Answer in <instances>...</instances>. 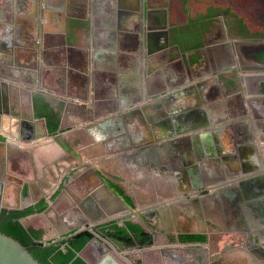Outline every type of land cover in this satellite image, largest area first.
<instances>
[{"label": "crops", "instance_id": "obj_1", "mask_svg": "<svg viewBox=\"0 0 264 264\" xmlns=\"http://www.w3.org/2000/svg\"><path fill=\"white\" fill-rule=\"evenodd\" d=\"M215 2L0 0V208L45 200L53 240L130 219L153 234H95L103 264H264V36ZM180 230L243 238L212 258Z\"/></svg>", "mask_w": 264, "mask_h": 264}, {"label": "trees", "instance_id": "obj_2", "mask_svg": "<svg viewBox=\"0 0 264 264\" xmlns=\"http://www.w3.org/2000/svg\"><path fill=\"white\" fill-rule=\"evenodd\" d=\"M224 9L231 11V8H227V6H224ZM234 13L235 12H232L231 14ZM255 20L253 26L258 27V31H262L263 29L259 27V23H256ZM239 21L242 27L243 24L245 26L247 24H249V26L252 25V22L246 19L245 12L243 17H240ZM236 27H239L238 24ZM261 34L264 36V32ZM35 111L38 116H44L47 119L50 131L54 132L59 128V114L54 112L42 97H37L35 99ZM46 207L47 202L41 200L24 209L2 208L0 211V231L25 245L33 257L41 264L96 263L99 259V253L101 254L103 251L93 245L92 242L96 236L95 232L92 230L86 229L69 238L50 243L53 239L48 238L50 232L46 228V220L42 216H36V214L41 213ZM95 231L101 234L103 238L111 240L121 249L150 245L154 241L153 234L148 231L146 227L133 222L131 219L127 220L125 224L112 222L110 224L97 226ZM171 238L172 240L177 239L176 236L172 235ZM242 238V236L230 233L212 235L210 237L205 234L184 233L179 235L181 241H209L212 249V258L238 245L242 241ZM78 253H80V255H77ZM154 257L155 256L151 254L148 258L151 259ZM132 258L135 263L142 264L140 256L134 255Z\"/></svg>", "mask_w": 264, "mask_h": 264}, {"label": "water", "instance_id": "obj_3", "mask_svg": "<svg viewBox=\"0 0 264 264\" xmlns=\"http://www.w3.org/2000/svg\"><path fill=\"white\" fill-rule=\"evenodd\" d=\"M164 38L168 39L169 37L165 35ZM181 138L182 137H179V140L182 143H190L189 134H186L185 139H183V138L181 139ZM185 140H187V141H185ZM189 147H191V144L189 145ZM2 180L3 179H0V194L2 193V191L4 192V189L6 187V186L2 187L3 186V182H1ZM0 211H1V208H0ZM115 220H123V219L122 218H116ZM122 223L125 224V221H122ZM96 227L97 226H95V225H89L86 227L79 228L76 231L70 233L66 238H69L73 235H76L79 232L86 230V229L92 230L95 232V234H97L98 232L95 231ZM98 235L101 238L103 237L99 233H98ZM106 240L111 244L113 243L109 239H106ZM58 241H60V240L55 239V240L51 241L50 243H54V242H58ZM45 242H47V241H45ZM77 255H80V253H78ZM110 259L115 261V259L112 257L108 258V256H102L101 255L99 260L94 264H103V262H105L106 260H110ZM0 264H41V263L33 257V255L28 251V249L25 245L21 244L15 238L7 236L0 231Z\"/></svg>", "mask_w": 264, "mask_h": 264}, {"label": "rangeland", "instance_id": "obj_4", "mask_svg": "<svg viewBox=\"0 0 264 264\" xmlns=\"http://www.w3.org/2000/svg\"><path fill=\"white\" fill-rule=\"evenodd\" d=\"M229 2H231L230 5L232 4V8L236 10L239 17H243L245 12L246 19L252 22V25H254V20L256 19V23H259V27L263 29L262 31H258V33L264 31V0H217L214 6L216 4L228 6ZM232 27H234V31H237L234 23Z\"/></svg>", "mask_w": 264, "mask_h": 264}, {"label": "flooded vegetation", "instance_id": "obj_5", "mask_svg": "<svg viewBox=\"0 0 264 264\" xmlns=\"http://www.w3.org/2000/svg\"><path fill=\"white\" fill-rule=\"evenodd\" d=\"M4 100L6 101V98H5ZM109 224H110V223H109ZM180 234H184L183 230H180L179 233H177V234H169L168 237H169L170 240H172V238H171V235H172V236H176L177 239H179V235H180ZM153 239H154V238H153ZM179 240H180V239H179ZM172 241H175V240H172ZM153 242H154V241H153ZM150 245H151V244H150ZM140 247H143V246H140Z\"/></svg>", "mask_w": 264, "mask_h": 264}]
</instances>
